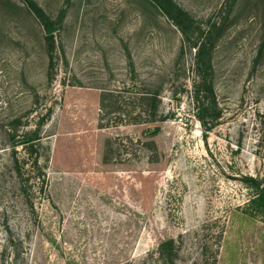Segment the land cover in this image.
Instances as JSON below:
<instances>
[{"label": "rangeland", "instance_id": "374dc122", "mask_svg": "<svg viewBox=\"0 0 264 264\" xmlns=\"http://www.w3.org/2000/svg\"><path fill=\"white\" fill-rule=\"evenodd\" d=\"M173 1L186 33L164 0H0V264H171L168 238L175 264H264V200L250 179L264 187V0ZM144 92L164 118L158 170L138 139L154 107ZM37 126L50 182L30 215L13 142ZM128 146L135 159L121 155ZM122 157L133 166L109 163ZM29 223L24 253L3 254L7 230Z\"/></svg>", "mask_w": 264, "mask_h": 264}, {"label": "trees", "instance_id": "16d2710c", "mask_svg": "<svg viewBox=\"0 0 264 264\" xmlns=\"http://www.w3.org/2000/svg\"><path fill=\"white\" fill-rule=\"evenodd\" d=\"M159 1V0H157ZM162 7L164 11L176 22V24L180 27V29L186 33V28L184 25V20H181L179 16H176L173 12V8L179 10L180 15H184L186 18L189 17V14L187 11L183 10L176 2L173 0H164V3H162ZM47 42L49 44V49H53L54 47V40H53V35H52V26L51 24H47ZM205 47L204 45L199 47L198 53H197V64H198V69L202 71L203 73V81H202V86L197 87V94H196V101H197V115L199 119L201 120L202 124L204 125L205 129L208 130L211 127V121L213 120L212 117H215L216 115L213 114L211 116L209 110L211 107L209 106V102H205L204 98H210L214 99V89L212 82L208 81L206 73L208 71L207 64L204 65L203 63V54L205 53ZM203 92L205 93L203 95ZM142 96L149 98L152 100L154 103V107L152 109L144 108L145 111L148 113L149 120L146 122V124L143 123H138V125H141L142 127L140 128L138 139L140 142L143 143V145L147 149H152V154L147 155V163L150 165H153L154 170H158L160 168H157L158 165H156V162L163 161V166L165 167L168 164V160L166 157H163V150L162 148L159 147L157 144L159 141V138H162V120L164 118H161L157 120L154 118L156 115V102L158 101V94L157 93H152V92H144L141 94ZM42 124H44V119ZM105 136H109L107 133L102 134ZM129 137V136H128ZM143 138V141L141 140ZM43 140V131L41 126H37L34 129L27 130L20 138L17 140H14L13 142V152L17 151L18 146H23L24 148V156L22 158H19L17 155L14 156V161H13V167L16 175H18V185L20 189V195L23 198V202L25 206L28 208L27 213L30 215H36L37 210H36V197L38 193H43L47 188H49V176L46 171L47 167V160H44L42 158V141ZM110 142V146L108 147L107 150H104V153L108 154V151L111 153L116 152V147L112 146L113 142L111 138L108 139ZM129 141L132 145L133 140L129 137ZM145 141L147 144H145ZM149 145V146H147ZM120 151V149H119ZM122 154H128L130 157L132 155L137 157V154H134L128 147H123L121 151ZM104 159V158H103ZM106 159V158H105ZM104 159V160H105ZM129 158H121L119 162H114L112 159L110 160L109 163H114V164H119L122 165L123 167H132V163H130ZM100 170V169H99ZM153 170V171H154ZM141 174L142 171H140ZM254 183V187L257 189V192L264 200V187H261V183H258L257 178L252 177L250 178ZM49 197V196H48ZM43 198H45L43 196ZM31 229H32V223L28 224L27 227L25 228V232H22L21 234H18L17 236L12 234V231L10 232L7 230V245H4L3 248V254L7 252L9 249L11 251V254L13 256H20L23 252L22 250V244H24L25 240L27 238H31ZM170 248V238L164 240L160 244V253H162L168 262L171 261V264H175L174 261L171 259L170 260V252H167V249ZM133 258L128 257L123 261L114 263V264H136L135 261L132 262ZM73 260H68L67 264H72ZM108 264V263H107ZM139 264V263H138Z\"/></svg>", "mask_w": 264, "mask_h": 264}]
</instances>
